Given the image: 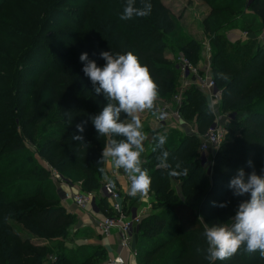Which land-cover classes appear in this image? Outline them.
<instances>
[{
	"label": "trees",
	"instance_id": "obj_1",
	"mask_svg": "<svg viewBox=\"0 0 264 264\" xmlns=\"http://www.w3.org/2000/svg\"><path fill=\"white\" fill-rule=\"evenodd\" d=\"M67 1L0 0V264H87L96 261L97 253L104 259L100 247L82 256L83 261L66 247L75 220L61 206L51 174L63 183L78 185L82 193H97L108 159L102 157L103 148L122 139L114 134L99 136L91 124L90 117L106 101L92 91L80 54L88 53L89 59L103 66L102 51L133 53L147 66L157 97L168 100L177 94V80L164 50L174 48L192 64L201 60L200 43L183 33L159 0H151L149 16L128 21L119 19L125 0H108L105 11L92 19L88 5L102 6L103 0H91L72 13L67 33H47ZM201 1L209 9L200 30L210 48L211 78L221 91L218 110L234 115L230 125L235 132L225 135L205 168L197 158L195 135L172 128L149 133L152 149L141 167L151 179L146 193L152 192L154 201L138 226L137 264H150L166 248L167 254L157 264H208L204 227H193L181 216H216L233 196L228 183L236 170H254L259 175L264 168V41L251 37L229 42L225 35L228 29L249 36L263 34L264 0H251L247 7V0ZM136 6H141L140 0ZM34 61L40 67L37 72L30 70ZM29 72H35V77L27 83ZM176 110L182 120L194 123L200 136L213 123L205 97L195 88L182 93ZM121 119L126 122L130 117L121 114ZM77 124L83 126V133H77ZM159 133L167 137L162 148L156 146ZM74 134L82 135L83 143L74 140ZM162 151L168 153L167 167L158 159ZM184 169L187 174L168 175L170 170ZM83 250L77 252L83 255ZM214 264H264V257L259 251H245L242 245Z\"/></svg>",
	"mask_w": 264,
	"mask_h": 264
},
{
	"label": "clouds",
	"instance_id": "obj_2",
	"mask_svg": "<svg viewBox=\"0 0 264 264\" xmlns=\"http://www.w3.org/2000/svg\"><path fill=\"white\" fill-rule=\"evenodd\" d=\"M141 6H136V0H125L121 21L132 20L134 17H147L151 14V0H140ZM99 58L105 63L98 66L96 61L89 59L88 53H81L79 61L82 72L92 85V91L102 96L106 101L102 110L90 117V121L99 136L116 135L122 137L119 141L112 140L102 151V157L110 158L112 165L122 168L130 181V196L137 193L143 195L151 183L146 170L141 167L142 141L145 139L142 124L135 113L151 110L157 98V85L149 74L146 65H142L138 57L131 52L113 54L102 51ZM222 75V74H221ZM227 78V77H223ZM208 111L213 105L208 104ZM121 114L131 117V123H125ZM77 133H83L81 124L76 125ZM73 139L83 143L82 135H73ZM166 134L156 137V146L162 148L166 143ZM166 151L161 152L158 159L162 167H167ZM252 167V161H247ZM176 168H180L177 164ZM187 174L170 170L168 175ZM228 188L234 197H247L238 204L234 215L227 222L204 224L203 237L206 241V259L208 264L232 256L243 245L244 250L251 253L259 251L264 257V168L260 174L253 170L245 172L238 168L230 179ZM220 204L219 207H224Z\"/></svg>",
	"mask_w": 264,
	"mask_h": 264
},
{
	"label": "crops",
	"instance_id": "obj_3",
	"mask_svg": "<svg viewBox=\"0 0 264 264\" xmlns=\"http://www.w3.org/2000/svg\"><path fill=\"white\" fill-rule=\"evenodd\" d=\"M249 2L248 1L246 2V7H247ZM207 14H208V11H207L206 15ZM243 33H240V32L235 31L233 29H228L225 31L226 38L229 42H235V41L246 42L251 37H252V39L255 38L253 35L249 36L246 33H245L246 36H244V35H242ZM200 37L202 38V40H199L198 43H200V45H201V48H200L201 60L198 61L197 65L201 69H205V67L207 66V63L205 62L206 57H207V53L205 52V50H206L205 45L208 44V42L202 36V34H200ZM193 39H195V38H193ZM164 54H165V58L168 61H170V62L174 61V59L170 60V58L168 57V55H166V53H164ZM209 56H210V48H209ZM176 80H177L176 87H179V79L177 77H176ZM177 91H178V89H177ZM165 105L169 106L171 111L175 110V108H176L175 106H173L172 100L157 97V99L154 101V105H153V108L151 110H144V111H141V112L134 114L136 116V118L142 124V131H143L144 137H145V139L142 141L143 149L147 148V146L149 144V141H148L149 140V133L147 130L148 129L154 130L156 128L157 129H159V128H172V129L178 130L179 132L180 131L184 132L185 135H195L197 137V140H199V143H200L202 136L197 134L194 123H188V122L182 120L181 117L179 119H177L176 117H173L171 115L169 117L168 121L164 125L157 126L155 124L154 120H155L156 116L158 115L159 110L162 107H164ZM219 113L220 112L218 110V115H220ZM131 122H132V118L130 117V119L128 121H126L125 123H131ZM142 153H141V156H142ZM212 156H213V154L212 155L210 154L209 156L206 155L204 158H201V160H200L201 167L205 168L207 166V164H209V162L211 161ZM113 170L116 171V174L114 176L112 174ZM126 178H127V174L124 171L115 168L111 163V159L108 158L106 161V164H105V177H104L101 184H103L104 182H106L108 180L113 181L117 190L121 194V199H122V203H123L125 213H129V214L136 213L142 219L143 217H145L149 213V210L151 207L150 202L148 200L149 198H147L145 193L143 195H141V194L138 195V193H137V196H130L128 194L130 189H128V187H127ZM53 181H54L55 187H57L56 189H59V191H61L60 192L61 206L66 211V213L74 216L75 221H74L73 229L71 231V234L73 235V237H75V235H76L75 233L78 230L79 231H85L86 233L92 232L95 235V239L91 240L90 244L93 246V248L94 247L95 248L100 247L101 250L104 252V255L106 257L105 259L111 260V259L117 257V255H119L121 258H123L125 264H132V260L130 259L131 258L130 253L121 252L118 249V242H117L118 240H117L116 231H113L109 237L105 238V237L100 236L97 229H96L97 223L105 215L109 214V203L106 199H104L100 195V190L97 193L91 194L92 200H93L91 206H85L84 208H77L70 201L64 200L63 194L65 192H70L72 194L79 193V192H81L79 186L78 185H69L68 183L61 184L62 182L60 183V182L55 181V180H53ZM177 186L179 187L178 183H177ZM17 228H18L17 231L19 233H23V231L21 230V228L19 226ZM85 232L82 233L83 236H85ZM23 237L28 238L27 235H24ZM94 240L96 242H94ZM69 244H66V245H69ZM94 245H96L97 247ZM133 245H134V243L132 244V246Z\"/></svg>",
	"mask_w": 264,
	"mask_h": 264
},
{
	"label": "built area",
	"instance_id": "obj_4",
	"mask_svg": "<svg viewBox=\"0 0 264 264\" xmlns=\"http://www.w3.org/2000/svg\"><path fill=\"white\" fill-rule=\"evenodd\" d=\"M205 46V52L207 53L205 61L207 66L205 69H201L197 64H192L183 55H178L174 59L173 68L176 72V77L179 79V90L172 98L173 106L176 108L175 110L171 111L169 106L165 105L159 110V113L154 120L157 126H161L168 121L171 115L179 119L180 116L176 109L180 105L182 93L191 87L198 90L205 97L207 106L209 103L213 105V110L211 111V114L213 115V123L205 132V134L202 135L198 146V153L201 155V158H204L212 150H217L224 141L226 135L225 130L220 126L222 117L218 115L221 91L216 88L215 83L211 78L209 46L208 44ZM209 171L210 170L208 169L207 172ZM112 172L114 176L116 171L113 170ZM54 177L56 180H59L58 176ZM126 181L127 187L130 189V181L128 178H126ZM100 192L102 193L104 199H106L109 203V215L104 216L97 223L96 229L99 235L105 238L109 237L113 231H116L119 251L128 252L131 255L133 250L132 244L135 241L141 217H139V215L136 213H125L121 194L117 190L113 181L108 180L104 182L101 186ZM63 199L70 201L77 208H84L85 206L92 205V196L91 194L87 193L79 192L72 194L70 192H65L63 194ZM104 264L125 263L123 258L117 255V257L107 260Z\"/></svg>",
	"mask_w": 264,
	"mask_h": 264
},
{
	"label": "rangeland",
	"instance_id": "obj_5",
	"mask_svg": "<svg viewBox=\"0 0 264 264\" xmlns=\"http://www.w3.org/2000/svg\"><path fill=\"white\" fill-rule=\"evenodd\" d=\"M90 1L91 0H68L67 2H65L64 7L62 8V13L58 14L54 18V20H52V22L50 23V26L46 29V32L50 34L53 32L54 33H62L65 31V33H67L66 30L71 29V28H68V27H71L70 26L71 21L68 19H72L74 12L78 11V9L79 10L83 9L84 6ZM159 1L170 12V14L175 18V20H177V22L182 27V31L185 35L189 36L192 39L195 38L197 41L202 40V38L200 37V34H201L200 24H201L202 20L205 19V17H206L205 15L209 9L207 6H205L202 3L201 0H159ZM247 1L249 2L250 0H247ZM108 3H109L108 0H103L102 6L92 5V4L88 5V9L90 10L89 13H90L91 19L94 18L98 13H103L105 11V6L108 5ZM76 17L77 18H75V19H79L78 16H76ZM242 35L246 36L245 33H243ZM254 37H255L254 39H257L258 43H262L264 41V33H263V35L259 34V35H255ZM56 45H57L56 42L52 43V46H56ZM48 46H49V48H53L50 46V44H48ZM1 48H2V46L0 45V49ZM164 53H166V55H168L170 60L175 59L178 55H182V54L178 53V51L176 49L171 48V47L164 50ZM37 57H38V59H40L41 55L37 56ZM29 66L31 67L30 70L32 69L33 71H36V72L40 70V67L38 66V62L34 61L31 64H29ZM34 77H35V72H33V73L29 72L27 74V78H26L27 83H29L31 80H33ZM175 89L177 90L178 87H176ZM218 109H219V107H218ZM219 114L222 117V120L220 121V126H221V128H223L225 130L226 135L228 133H232V132L234 133L235 127L230 125V121H232V119L234 118V115L222 114L221 112ZM14 125L15 126L17 125V123L15 121H14ZM169 129H171V128H165L164 132H167ZM157 130L158 129L156 128L154 130L148 129L147 131H148V133H150L152 131H157ZM158 135H161V133L157 134V136ZM149 144H151V142H149ZM149 144H148L147 148H145L143 150L142 156L140 157L141 166L144 165V162L147 160L146 159L147 155L152 149ZM215 151H216V149L214 151L212 150L207 155L208 156L210 154L212 155V154H214ZM197 158L199 161L201 160V155L199 153L197 154ZM51 174H52V177L56 176L54 172H51ZM206 176H207V174H206ZM53 180L58 181L60 183L62 182L60 179L56 180L54 177H53ZM61 184H63V182ZM55 188H57V187H55ZM57 191L59 193L61 192V191H59V189H57ZM151 193L152 192L146 193L147 198H149L148 200L150 202V205L154 201L153 195ZM100 195L103 197L101 192H100ZM138 195H140V194L138 193ZM243 199H247V197H234V196H232L229 204L226 207L222 208V210L219 213H217L216 216L214 214H208L206 216L201 217L198 214L193 213V215H192L191 213H189L188 215L183 214V216H181V218L183 217V222L190 223L193 225V227H196V228L197 227L203 228L205 223L209 224V226H211V224L213 222L214 223L227 222L234 215L238 204ZM212 219H215V221H212ZM17 227L18 226H16V228H15L16 231L18 230ZM70 229L72 230L73 227ZM84 232L85 231H79L78 230L75 233L76 234L75 237L72 238L71 243L69 245H66V247L71 251V254L73 255V257L75 259H78L79 261H83L82 256H86V254H88V253H93V252H91V251H93V250H91L93 248V246L90 244V241L95 239V235L92 232L91 233L85 232V236H83L82 233H84ZM136 237H137V233H136ZM136 237H135V241H134V245H133L132 254L130 255V257H131L130 259L132 260V264H137L136 251H135V246L137 243ZM94 242H96V241L94 240ZM94 246H96V245H94ZM77 249H85L82 251L84 254L82 255L81 252L80 253L77 252ZM93 249H95V247ZM167 252H168V248L162 250L160 253H158L151 260L150 264H157L160 261V259L164 258L165 254H167ZM95 258H96V261L94 259H92L91 262L89 261L88 263H92V261H95V264H104L103 262H104V259L106 257L104 256V259H103V256H101L100 253H97V255H95ZM142 264H143V262H142Z\"/></svg>",
	"mask_w": 264,
	"mask_h": 264
},
{
	"label": "water",
	"instance_id": "obj_6",
	"mask_svg": "<svg viewBox=\"0 0 264 264\" xmlns=\"http://www.w3.org/2000/svg\"><path fill=\"white\" fill-rule=\"evenodd\" d=\"M93 201V200H92Z\"/></svg>",
	"mask_w": 264,
	"mask_h": 264
}]
</instances>
